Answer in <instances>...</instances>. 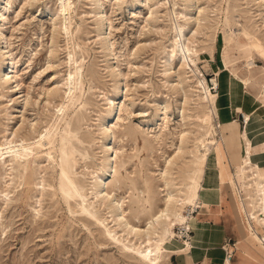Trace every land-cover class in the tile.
<instances>
[{
  "label": "rangeland",
  "instance_id": "1",
  "mask_svg": "<svg viewBox=\"0 0 264 264\" xmlns=\"http://www.w3.org/2000/svg\"><path fill=\"white\" fill-rule=\"evenodd\" d=\"M64 3L71 7V12H65L72 17L69 29L73 34L69 35L63 29L61 0H0V46H7L9 68L15 75L11 81L0 75V143L4 139L17 144L22 140L34 142L44 133L54 122L69 69H73L79 88L73 91V107L58 117L46 147L30 145V152L25 151L19 161L0 158V264H148L111 239L95 219H106L107 226L123 239L109 206L90 194L98 175L104 174L105 146L109 142L112 147L114 166L106 181L107 190L123 199L125 218L144 226L163 204L164 181L159 172L184 129L179 112L183 92L188 97L187 116L201 105L196 78H203L211 94L216 95L211 79L216 71L228 68L234 80L248 77L246 84L241 81L233 85L235 92L241 86L244 96L262 100L264 52L259 46L257 51L250 49L244 32L256 30L264 43V0ZM199 6L207 19L197 28L193 22ZM102 15L105 22L99 30ZM180 28L184 29L186 44L194 34L195 44L202 48L200 53L204 51L199 58L193 57L195 62L188 60L187 67L180 66V56L172 52L173 38ZM17 78L20 97L11 87ZM110 98L115 99L112 118L116 116L107 137L103 124ZM159 108L167 112L162 127L156 115L163 111ZM241 109V103H234L229 118L237 120L238 130L245 119ZM220 120L214 116V126L223 123L224 119ZM190 121L186 127L194 129ZM216 130L221 137L219 128ZM253 141L252 151L263 158L264 126ZM260 155L253 157L258 160ZM177 162L169 177L175 183L183 178L182 161ZM199 167L203 169V162ZM64 172L80 187L84 204L69 189ZM191 176L201 182L200 174ZM239 187L246 199L243 186ZM90 201L95 218L84 208ZM242 204L248 212V200ZM233 222L244 233L238 219ZM173 232L166 243L177 244L187 238L182 228L175 227ZM181 255L164 253L160 264H193ZM223 258V254L212 252L205 264H224Z\"/></svg>",
  "mask_w": 264,
  "mask_h": 264
},
{
  "label": "bare ground",
  "instance_id": "2",
  "mask_svg": "<svg viewBox=\"0 0 264 264\" xmlns=\"http://www.w3.org/2000/svg\"><path fill=\"white\" fill-rule=\"evenodd\" d=\"M64 2L65 0H61L63 11V29L65 30V33L69 35L73 34L72 31L70 32L72 17L71 15L66 16L65 12H71V7L65 6ZM197 9L198 11L193 25L198 28L202 25L201 21L207 19V17L202 13V7L199 6ZM66 21L68 25L66 24ZM104 22L105 16L102 15L98 21L99 30L103 29ZM183 30L184 29L180 28V30L174 35L172 52L175 56H180V66L185 65L187 67L190 65L188 60L195 62L193 57L196 56L199 58L200 55L204 53V51L200 53L202 48L200 45L198 48L197 44H195L197 40L194 38V34L190 43L186 44L183 41V38L185 37ZM195 32H197V29ZM244 34L246 40L250 44V49L257 51V46H259L264 52V43L257 35L256 30L250 33L244 32ZM6 47L0 46V75L3 80L11 81L15 75L12 74L14 73L13 70L9 68V61L7 60L9 51L6 49ZM71 57L72 55H69L68 58L72 60L73 57ZM3 65H6L4 69ZM248 69H251V67H248ZM81 70L82 69H79V71ZM76 72H78V68L75 69V73ZM215 73L216 77H213L211 81L214 84V88L217 90L216 95L211 94L208 86L205 85V80L203 78H196V87L198 88V92L201 94H199L198 97L199 100H201L199 101L201 105L196 107L194 113L188 116L184 113L186 111L185 107L188 103V97L186 92H183L182 107H180L179 112L184 129L178 133V141L175 144L174 151L172 154L167 156L163 164L164 166L159 172L160 177L164 181L163 204L149 217L148 220H146L144 226L135 223L133 224L127 218H125L123 199L119 197V195L116 196L115 192L112 193L107 190L108 186L106 181L107 178L111 176L112 172H114V166L112 160V147H110L108 144L109 142L105 146L104 152L107 156L106 164L103 168L104 174L102 176L98 175L97 180H94L95 182L90 194L92 195L91 198H96L102 202L105 201L109 206L110 210L108 212H111V216L113 217L112 220L118 225L123 239L118 238L119 236H117V232L107 226V223H105L106 219L101 220L95 218V214L93 212L94 210L92 211L89 208L93 205V201H90L88 206H84L85 211L89 216H92L96 219V221H99L100 224L103 225L106 234L110 236L111 239L117 241L116 243H119L123 249L134 253V255H136L141 260L146 261L148 264H160L164 253L185 254L187 251H189V249H193L195 247V244L193 243L194 238L193 235L191 236V233L196 232V226L198 225V215L196 212L199 211V208H202L204 203L202 200V194L203 191L208 188L203 186L201 182L193 180L191 175L196 174L198 177V174H200V176H202L204 169L199 167L202 162L204 166H207V169L213 168L217 165L216 161L220 158L219 149H221L223 146V141L227 143L229 140L236 139L242 146V153H239V164L243 185H240L243 186V191L246 198L248 199V206L250 207L249 211L246 212V220L250 224L247 232L250 239L256 240L259 237L264 243V170L255 162L257 160H255L253 157V155H260L261 153L258 154L252 151V147L255 144L253 138H255V136L261 132V129L264 126V82L261 84V89L259 92V95L262 98L260 101L258 98L251 95L244 96L242 91H240L242 89L241 86L238 92L233 90V85L239 84L241 81L242 83L246 84L248 82V77H242V80L240 81L236 79L234 80V76L228 68H224L222 72L216 71ZM65 80L64 81L67 88L61 98V102L57 106V113L56 116H54V122L48 128H46L44 133L40 134V137L34 142L24 141L25 143H23L22 140L20 144H17L13 143L14 141L4 139L5 142L0 143V158L9 157L10 160H18L23 157L25 151H29L28 149L30 148V145L36 144L37 146H43L44 148L51 142L50 133L54 126H56L58 121L57 119L60 115L66 113L71 107H73V91L78 88L73 76V69H69L67 78ZM11 83L13 92L17 95V97H20V81L17 78V80L12 81ZM119 88L115 92L116 95L119 91ZM123 88L124 87H122V90ZM124 96H126L125 92ZM114 100V98H110L109 100L110 106L108 115H106L107 118L103 124L104 133L108 134L107 137L113 131L114 125H112V120L116 116L115 113L114 117L112 118L114 111ZM247 102L249 103L248 105ZM232 103L242 104V109L240 112H243L245 119L243 127L239 130L237 120H229L230 107ZM165 108H159L157 110L163 111L156 112V115L160 116L159 120H161L160 122L162 123H159V125L161 127L163 126V122H167V120H165L167 114ZM190 116H193V118H190ZM214 116L220 117L221 120L224 119L223 123H218V125L214 126ZM187 120H191L190 122L193 124L192 126L195 127L194 129L186 127V124L188 123ZM216 127L219 128L221 137H218V131L216 130ZM152 131L153 130H150L149 132ZM52 141H54V139ZM147 141L148 140H146V142ZM45 153L47 152L45 151ZM260 158L264 160V156L263 158L262 156ZM179 159L182 161L183 178L175 183L169 177L173 173V167L178 163L177 160ZM19 163H21V161ZM107 174L108 177H105ZM64 179L66 180L69 189L76 196H78L81 200V203L84 204L83 202L85 199L81 195V189L79 190L81 194L78 192V188L80 187L77 188L74 180H72L65 172ZM189 179L191 182H189ZM77 180L78 179L75 181ZM80 185L83 184L80 183ZM175 227H178L179 229L182 228L187 238H183L180 240V242H177V244H168L166 243V240L167 238H171L174 235L173 230ZM202 264H205V261H203ZM224 264L232 263L230 259L224 257Z\"/></svg>",
  "mask_w": 264,
  "mask_h": 264
},
{
  "label": "crops",
  "instance_id": "3",
  "mask_svg": "<svg viewBox=\"0 0 264 264\" xmlns=\"http://www.w3.org/2000/svg\"><path fill=\"white\" fill-rule=\"evenodd\" d=\"M233 105L234 103L230 107V116L233 113ZM239 145L236 139L227 143L223 141V146L219 149L220 158L216 161L217 165L210 169L203 165L201 183L208 189L203 191L204 203L196 212L198 225L196 232L193 233L195 247L189 249L185 255H181L193 264L201 262V258L206 263L208 255L212 252L221 253L225 257L224 248L232 250L230 258L232 264H264V247H262L264 243L259 237L257 238L259 243L249 238L248 227L243 218L245 208L242 201L248 199L243 198L244 195L239 187L240 184L243 185V179H238L239 153H242V146L239 148ZM255 162L264 170L263 159L259 157ZM234 218L238 219L244 233L237 224H234Z\"/></svg>",
  "mask_w": 264,
  "mask_h": 264
},
{
  "label": "built area",
  "instance_id": "4",
  "mask_svg": "<svg viewBox=\"0 0 264 264\" xmlns=\"http://www.w3.org/2000/svg\"><path fill=\"white\" fill-rule=\"evenodd\" d=\"M243 118V116H242ZM224 252H225V257L230 259L231 256H232V250L231 249H227V248H224Z\"/></svg>",
  "mask_w": 264,
  "mask_h": 264
}]
</instances>
